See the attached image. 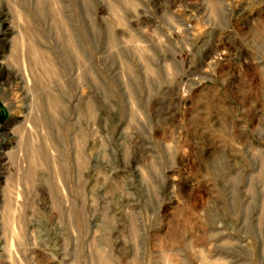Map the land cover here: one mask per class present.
I'll return each instance as SVG.
<instances>
[{
  "label": "rangeland",
  "instance_id": "374dc122",
  "mask_svg": "<svg viewBox=\"0 0 264 264\" xmlns=\"http://www.w3.org/2000/svg\"><path fill=\"white\" fill-rule=\"evenodd\" d=\"M0 264H264V0H0Z\"/></svg>",
  "mask_w": 264,
  "mask_h": 264
}]
</instances>
